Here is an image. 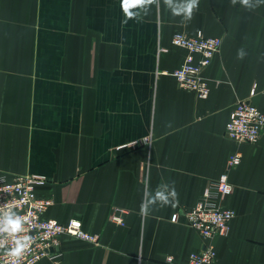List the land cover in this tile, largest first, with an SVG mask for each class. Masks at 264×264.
I'll return each instance as SVG.
<instances>
[{
    "label": "crops",
    "instance_id": "crops-1",
    "mask_svg": "<svg viewBox=\"0 0 264 264\" xmlns=\"http://www.w3.org/2000/svg\"><path fill=\"white\" fill-rule=\"evenodd\" d=\"M187 2L129 19L121 0H0V173L44 176L45 216L98 235L62 236L60 255L35 264H180L205 243L216 264H264V136L225 134L238 101L264 110V0H198L190 19ZM200 30L222 40L206 98L172 75L185 55L172 34ZM234 152L221 203L235 214L204 239L184 210Z\"/></svg>",
    "mask_w": 264,
    "mask_h": 264
},
{
    "label": "built area",
    "instance_id": "built-area-1",
    "mask_svg": "<svg viewBox=\"0 0 264 264\" xmlns=\"http://www.w3.org/2000/svg\"><path fill=\"white\" fill-rule=\"evenodd\" d=\"M171 41L185 50L182 62L172 72L177 85L199 98H206L210 86L204 70L219 51L221 38L206 35L201 30L195 34L175 31ZM225 134L237 142H257L264 136V110L250 101H238L225 124ZM240 161V153H231L227 168L204 189L202 197L194 206L184 210L186 223L204 239L228 232L235 211L223 206L221 201L232 192L228 170ZM45 182L46 178L37 174H15L9 177L0 173V229L5 228L9 218H18L21 223L20 231H0V245H3L0 247V264H35L44 257H58L61 238L65 235L92 243L98 241V235L84 230L78 218L60 222L45 216L52 200L39 196L36 191ZM112 219L124 224L123 218L117 214H113ZM25 237H28L27 241ZM17 242L26 244V247L18 256H13L10 253L17 247ZM216 258L215 247L205 243L202 249L191 251L180 264H216ZM166 261L172 262V257L167 256Z\"/></svg>",
    "mask_w": 264,
    "mask_h": 264
},
{
    "label": "clouds",
    "instance_id": "clouds-1",
    "mask_svg": "<svg viewBox=\"0 0 264 264\" xmlns=\"http://www.w3.org/2000/svg\"><path fill=\"white\" fill-rule=\"evenodd\" d=\"M154 0H121V8L123 12L125 13V16L127 18H132L134 13L130 11L131 8H134L138 5H144V4H150L153 3ZM166 2L170 3V0H166ZM242 3L245 5L249 4V0H242ZM198 0H188V2L184 5V7L181 9L185 15L190 19L192 16L193 9L197 6ZM159 195V194H158ZM165 199V198H163ZM144 212L143 206L141 207V213ZM21 230V223L20 220L17 219H11L9 218L6 221V226L4 229H0V231H10V232H17ZM25 241L28 240V237L24 238ZM3 245H0L2 247ZM26 247V244L17 242V247L11 250V255L18 256Z\"/></svg>",
    "mask_w": 264,
    "mask_h": 264
}]
</instances>
